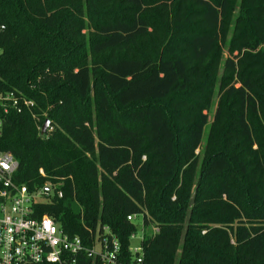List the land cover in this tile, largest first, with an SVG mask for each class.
I'll return each instance as SVG.
<instances>
[{
  "label": "trees",
  "instance_id": "obj_1",
  "mask_svg": "<svg viewBox=\"0 0 264 264\" xmlns=\"http://www.w3.org/2000/svg\"><path fill=\"white\" fill-rule=\"evenodd\" d=\"M0 91L34 103L0 137L15 181L63 191L36 216L127 262L141 218L145 264H264V0H0Z\"/></svg>",
  "mask_w": 264,
  "mask_h": 264
},
{
  "label": "built area",
  "instance_id": "obj_2",
  "mask_svg": "<svg viewBox=\"0 0 264 264\" xmlns=\"http://www.w3.org/2000/svg\"><path fill=\"white\" fill-rule=\"evenodd\" d=\"M33 104V101L18 96L14 91H0V137L7 115L12 110L31 111ZM51 130L52 127L49 128ZM18 169L19 161L15 156L9 151H0V264H77V256L81 254L102 264H145L141 246L144 236L142 222L141 228L138 226V230H142L140 243L137 246L131 244L133 258L127 262L120 259V244L109 237L108 227L103 228V237L96 234L88 245L79 235L64 232L54 216H36L33 202L38 199L37 194L30 193L26 185L15 181ZM40 173L43 174V169ZM46 186L50 190L44 189L40 193L49 197L57 185ZM57 190V195L62 197L63 191ZM127 218L137 220L136 215ZM157 230L155 227L154 232ZM136 234H132L131 239Z\"/></svg>",
  "mask_w": 264,
  "mask_h": 264
},
{
  "label": "rangeland",
  "instance_id": "obj_3",
  "mask_svg": "<svg viewBox=\"0 0 264 264\" xmlns=\"http://www.w3.org/2000/svg\"><path fill=\"white\" fill-rule=\"evenodd\" d=\"M173 46H174V42L172 40H170L169 42H166V43L163 42L162 44H160V41L158 39L153 38V39H150L148 41H138L135 44L133 51H134V54H145L146 53V54H150V55L156 57V56H160V55H167L172 50ZM215 111H216V106H213L212 110H211V114L213 115L215 113ZM41 129H42V127H41ZM205 140H206V137L203 140L202 146H204ZM196 153H198V151ZM203 154H204V152L201 153L202 156H203ZM37 197L40 200L43 199L42 195L40 193L37 194ZM140 219L137 220L139 228H141ZM150 230L152 232V227H150ZM146 231L147 230H145L144 233H146ZM141 235H142V230L139 229L137 234L135 235V237H133L131 239V244L134 246L139 245Z\"/></svg>",
  "mask_w": 264,
  "mask_h": 264
},
{
  "label": "water",
  "instance_id": "obj_4",
  "mask_svg": "<svg viewBox=\"0 0 264 264\" xmlns=\"http://www.w3.org/2000/svg\"><path fill=\"white\" fill-rule=\"evenodd\" d=\"M49 125H50V121L47 119V120L44 122V124H43V126H42V129H41V133H42V134H44V133L46 132V130L48 129ZM45 190H46V191H49V190H50V187L46 186V187H45Z\"/></svg>",
  "mask_w": 264,
  "mask_h": 264
}]
</instances>
